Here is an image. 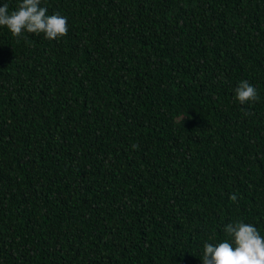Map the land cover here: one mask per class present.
Masks as SVG:
<instances>
[{
  "label": "trees",
  "instance_id": "1",
  "mask_svg": "<svg viewBox=\"0 0 264 264\" xmlns=\"http://www.w3.org/2000/svg\"><path fill=\"white\" fill-rule=\"evenodd\" d=\"M41 6L66 36L0 26V264H202L228 223L264 237V0Z\"/></svg>",
  "mask_w": 264,
  "mask_h": 264
},
{
  "label": "clouds",
  "instance_id": "2",
  "mask_svg": "<svg viewBox=\"0 0 264 264\" xmlns=\"http://www.w3.org/2000/svg\"><path fill=\"white\" fill-rule=\"evenodd\" d=\"M47 12V8L41 6V0H20L11 13L8 5L3 4L0 5V26H6L14 37H19L23 31L42 33L49 40L66 36L67 17L59 13L48 15ZM234 92L241 105L259 99L257 89L247 80L240 81ZM229 198L232 202L238 199L235 193ZM224 232L227 238L222 242L204 243L202 264H264V237L254 225L238 220L226 224Z\"/></svg>",
  "mask_w": 264,
  "mask_h": 264
}]
</instances>
